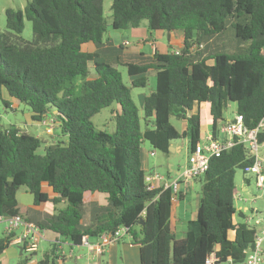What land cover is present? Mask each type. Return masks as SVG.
I'll use <instances>...</instances> for the list:
<instances>
[{
  "label": "trees",
  "instance_id": "trees-1",
  "mask_svg": "<svg viewBox=\"0 0 264 264\" xmlns=\"http://www.w3.org/2000/svg\"><path fill=\"white\" fill-rule=\"evenodd\" d=\"M103 1L31 0L25 11L6 12L0 101L9 108L6 94L26 105L34 124L53 117L57 129L43 154L38 152L42 136L16 126L0 129V218L29 216L30 209L17 200L25 187L35 206L54 208L36 225L73 246H83L85 237L90 241L124 230L118 240L128 235L141 245V264H205L211 254L216 264L229 259L244 263L258 230L235 206V176L238 170L248 175L244 169L255 164L250 149L236 139L231 149L210 159L208 170L197 178V218L188 222L182 239L171 228L175 194L172 188L148 190L142 153L147 142L169 154L171 143L183 138L195 150L203 104L210 110L215 141L231 103L248 129L258 126L264 117V0H113L110 26L115 31L146 22L151 34H184L178 54L156 53L145 64L98 60L109 26ZM25 18L32 23V41L20 37ZM228 30L238 50L208 54V42ZM89 43L96 53L83 50ZM151 71L156 85L144 100L141 118L131 91L145 88ZM113 106L114 130H98L92 119ZM172 118L186 121V131H178ZM258 142L264 144L263 131ZM85 194H104L106 205L85 203ZM13 238L0 239V254ZM55 247L36 264L63 261Z\"/></svg>",
  "mask_w": 264,
  "mask_h": 264
},
{
  "label": "rangeland",
  "instance_id": "rangeland-1",
  "mask_svg": "<svg viewBox=\"0 0 264 264\" xmlns=\"http://www.w3.org/2000/svg\"><path fill=\"white\" fill-rule=\"evenodd\" d=\"M30 1L31 0H0V34L7 32V28H6L7 10L20 9L22 11H25ZM112 1L113 0L103 1L104 15L106 18V22L109 25L107 29L106 37H108V35L112 33V38L115 39L117 43L121 42L123 37L130 38L133 41L131 37H128V30L115 31L110 26L111 14H112L111 11ZM144 24H146V22H144ZM231 32H232L231 30H228V32L222 35L220 39V43L222 44L221 47L223 48V51L238 50V44L233 41L234 37L232 36ZM20 37L26 41L33 40L32 23L26 18L24 19V30L23 33L20 35ZM240 47L242 46H239V50ZM120 70L123 72L124 81L127 83L129 79L127 78L126 73L122 68H120ZM155 85H156V78L149 75L148 84L145 88L132 89L131 94L139 110H141V106H142L140 94L142 93L145 95L150 94L152 91H154ZM3 99L9 103V108H6L3 102L0 101V129H6L11 126L20 127L22 125H26V129H23V131L38 137L39 136L43 137L44 143H42L41 148L38 151L40 154H43L44 148L52 142V136H54L55 133L53 135L52 134L48 135L46 133L45 126L32 123L30 120L29 108L26 105L11 99L6 94H4ZM112 108H106L102 110L97 116H95L92 119V122L94 123L95 127L98 130H105L108 132H112L114 130V123L112 121V115H111ZM235 108H236V104L231 103L227 108V110L224 111V117L229 118L233 116L234 113L236 112ZM140 116L142 118V113H140ZM171 123L178 131L182 130L183 127L182 121L172 118ZM141 127L142 129H144L145 127L144 121L142 119H141ZM262 131L264 132V129ZM172 144L173 146L171 148L176 149L177 150L176 152L171 151L169 154L156 152L155 158L148 157V159H145L146 163L148 164L149 171L152 169L153 164L156 162H158L156 171L158 174H160L163 177H165L164 175L167 174L168 164L172 165L174 169H180L182 171L186 168V166L188 165V158H189L187 154V149L189 145L188 140L186 138L178 139V140H174ZM143 148L145 151L151 150V147L147 142L143 144ZM258 156L263 164V169H264V144L260 145ZM245 179H248L249 182H246ZM235 183L238 189V196L241 198V201L239 200L235 201L236 208L238 210H242L241 208L244 207L247 208L248 211H244V212L247 213L249 216L252 215V210L259 211L258 217L264 216V192L259 189L255 177L251 175H245L241 170H238L235 176ZM26 192L29 195H25ZM200 192H201V183L197 181L195 188L191 192L187 193L185 199L182 201V207L180 208L179 211L180 213L179 219H184V221H188V222L196 220V210L199 204ZM96 195L97 196L99 195L102 199L105 197L104 194L101 195L96 194ZM18 196L21 201H24L25 198H28V200H31L33 198V196L27 191L25 187L19 190ZM86 201H88V199H86ZM57 207L61 208L63 206L60 205ZM237 221H241V219L238 216H237ZM187 224L186 222H184L182 224V227L179 228V230L181 228H184L182 229V231H185L187 228ZM0 228H2V225H0ZM131 242L133 241L132 239H130V236L125 235L121 239V241L117 243L116 264H137V259L135 257V255L137 256L136 254L137 251H133L132 249H130L129 244ZM20 249H22V247L19 245H15L14 247H12L13 251L9 257L10 264H26L33 261H39L43 257L44 253H48L52 250V247L45 240H41L39 244V250L36 254H31L26 251H23L22 255H20ZM64 252L66 253V259L64 258L63 261H57L56 264H89L90 256L88 254V250L83 246L81 247L64 246ZM131 252H134V255ZM105 256L106 259H108V254H106ZM125 257H127L128 262H124L121 260L122 258ZM4 263L5 261L0 262V264H4ZM220 264H226V263H220Z\"/></svg>",
  "mask_w": 264,
  "mask_h": 264
},
{
  "label": "crops",
  "instance_id": "crops-1",
  "mask_svg": "<svg viewBox=\"0 0 264 264\" xmlns=\"http://www.w3.org/2000/svg\"><path fill=\"white\" fill-rule=\"evenodd\" d=\"M108 33H111V32H108ZM128 37H131L133 41L130 38L123 37L121 42L117 43V41L112 38V33L108 35V37L105 36L104 45L102 47V50L98 51L100 52L98 60L109 62L111 60H116V58H119V61L122 64H127V63L145 64V63L150 62L156 53H167L168 51L169 52L181 51L184 45V34L182 32H170V33L161 32V33L151 34L148 30L147 23L146 24L142 23L138 28H130L128 30ZM221 37L222 35L208 42V44L206 45V50L208 54L213 51L215 52L223 51V48L221 47L222 44L220 43ZM128 41H129V45L126 46L125 42H128ZM83 50L87 51L88 53L97 52L96 46L91 43L84 45ZM149 75L156 78L155 71H151L147 73V77ZM131 81L132 79L130 78L127 81V83H130ZM148 95H145L143 93L140 94V98L142 101L140 113H143L142 109H143L144 100ZM235 111H236V108H235ZM115 112H116V107L113 106L111 110L112 118L115 116L116 114ZM200 114H201V122H202L200 143L206 144L210 141H215L213 139V134L211 130L212 129V118H211L210 110L207 104L201 105ZM235 115H236V112L234 113L233 116L226 118V122L234 118ZM182 122H183V127L180 132H184L187 129V122L186 121H182ZM222 124H224V122L219 123L217 125L218 126V133L216 136L217 141L224 140V136L220 134V127ZM20 127L22 130L26 129V125H22ZM186 139L188 140V144H189V139L188 138ZM172 146L173 144L171 143V147ZM173 151L176 152L177 150L173 148ZM156 152L158 151H155L154 149H152V147H151V150L149 151H145L143 148L142 165L147 175L157 173L156 167L158 165V162L154 163L152 166V169L149 171L148 164L145 161V159H148V157L155 158ZM191 152L192 151H191L190 145H188L187 154L189 158H190ZM189 158H188V165L183 171L180 169H174L172 165L168 164L167 174L164 175L165 176L164 180L158 183L159 187H162V188L165 183H168L172 186L174 184H177L178 194L176 198L172 200V211H171V228H172V231L175 233V236L177 239H182L185 237L186 230L182 231V229L184 228H181L180 230L179 228L182 227V224L184 222H186V224L188 222V221H184V219H179L180 218L179 211H180V208L182 207V201L185 199L186 194L191 192L195 188L196 182L199 181V179H187L184 177V174L189 166ZM263 173H264V169H263ZM169 188H172V187H169ZM243 190H246V189H243ZM18 195H19V191L17 193V200L19 201V203L30 209L28 217L21 216L26 221L28 219L29 222H33L37 224V223L43 222L44 218L49 217L50 215H53L55 213L54 208L51 204L35 206L33 198L31 200H28V198H25L24 201H21ZM25 195H29V194H27L26 192ZM86 199H88V201H86ZM92 201H97L100 205H106L105 197L102 199L99 195L97 196L96 194L94 195L85 194L84 202L88 204V203H91ZM241 209L243 211H248V209L245 207ZM252 213L258 214L259 211L252 210ZM246 215L249 216L247 213ZM196 218H197V210H196ZM0 225H2V228H0V239H1V238H5L4 229L6 227L5 226L6 223L2 222L0 223ZM21 233H22V230L19 229L14 233V236L18 237L20 236ZM130 239L132 238L130 237ZM42 240H45L46 242H48L51 245L52 250H54L56 248L55 246L58 245L57 250L58 252H61V254L63 255L65 259H66V253L64 252V246L73 247V245L67 242L65 239L59 238L57 237V235L49 231H44V236ZM120 241L121 240L119 239L116 242H113L111 238H108V237H100L98 239H91L90 241H88L92 246H94L93 248H90V247L83 245V247H85L88 250V254L90 256L89 264H116V261H117L116 245ZM103 244L105 245H104L102 253H100L97 250V247L102 246ZM129 245H130L129 246L130 249H132L133 251H137V253L135 252L137 254V256L135 255L137 259V264H141L140 263V246L141 245L136 242H131ZM14 246L15 245L11 244L0 254V262L5 261L4 264H10L9 257L13 251L12 247ZM131 253L134 255V252H131ZM106 254H108V259H106V256H105ZM121 260L124 262H128L127 257L122 258ZM37 262L38 261H33L28 264H36Z\"/></svg>",
  "mask_w": 264,
  "mask_h": 264
},
{
  "label": "built area",
  "instance_id": "built-area-1",
  "mask_svg": "<svg viewBox=\"0 0 264 264\" xmlns=\"http://www.w3.org/2000/svg\"><path fill=\"white\" fill-rule=\"evenodd\" d=\"M125 45H129V42H125ZM176 54L179 51H175ZM45 126L46 133L54 134L57 129V121L53 117L45 118L41 124ZM264 129V117L259 122L255 129H248L244 123V118L242 115H235L234 118L225 122L220 127V134L224 136L223 141H210L206 144L199 143L195 150L190 154L189 166L184 174L187 179H197L205 174L209 168L210 159L213 157H220L223 152L231 149L236 144V139L245 144L250 151L255 155V164L251 167H246L244 172L248 175L254 176L259 189L264 192V174H263V164L258 156L259 152V142L258 134ZM154 155V154H152ZM146 184L148 190H155L159 187L158 183L164 180V177L158 173L147 175ZM172 187L173 193L175 194L173 199L176 198L177 184L173 186L165 183L163 185L164 189ZM237 200L241 201L238 196ZM5 222L6 227L4 229V235L10 236L14 234L17 230L21 229L22 233L20 236L12 239L11 244L19 245L28 253L34 254L39 250L40 241L43 239L44 231H42L35 223L24 220L21 216L16 217H1L0 223ZM248 224L255 227L258 230L254 247L247 252V258L244 263L241 264H264V216L258 217V214L252 213L251 216L247 218ZM124 234V230H119L111 238L113 242H116L120 236ZM107 237V236H102ZM83 245L93 248L89 242L88 238H83ZM102 246H98L97 250L102 253ZM216 257L214 254L207 257L205 264H216ZM226 264H234L231 259L225 262Z\"/></svg>",
  "mask_w": 264,
  "mask_h": 264
},
{
  "label": "water",
  "instance_id": "water-1",
  "mask_svg": "<svg viewBox=\"0 0 264 264\" xmlns=\"http://www.w3.org/2000/svg\"><path fill=\"white\" fill-rule=\"evenodd\" d=\"M169 151L170 152L173 151V148L170 147ZM22 253H23V249H20V255H22Z\"/></svg>",
  "mask_w": 264,
  "mask_h": 264
}]
</instances>
